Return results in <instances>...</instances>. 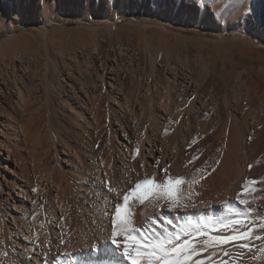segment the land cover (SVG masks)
I'll use <instances>...</instances> for the list:
<instances>
[{"label":"bare ground","instance_id":"obj_1","mask_svg":"<svg viewBox=\"0 0 264 264\" xmlns=\"http://www.w3.org/2000/svg\"><path fill=\"white\" fill-rule=\"evenodd\" d=\"M206 1L207 0L183 1L182 9L184 15L186 16V14H189L190 16L184 18L181 15L184 18L181 21L182 27L188 28L197 26L202 12L199 7V3ZM34 2V0L23 1V12L27 17V19L25 18V20H23V23L25 25L29 23L33 24L35 32H37L40 38L39 41H41L44 46L42 49L43 51L38 53L35 50L32 51L23 48L20 37L22 34L17 33L18 26L16 21L12 20L4 24V27L7 31V37L0 40L1 96L3 98L11 99V108L13 107L15 110H23L22 112L26 111L28 115V109L30 110V113L32 112L30 105L31 103L33 105V102L30 101L32 99H30L29 95L31 92L28 94V88H26V81L28 79L27 77H29V79L41 82L42 84L40 85H43V89L46 91L45 94L47 95H49L48 93L53 92L55 89L58 90L61 94V104H58L59 107L63 105V107L67 109L66 113L69 114V118L71 117L79 125V127L87 125V127L91 129V134L89 133V137L93 143L98 141L97 139L101 137L100 133L102 132V129H100V127L103 124L101 125L100 123L102 122L101 116H104L107 129V135L104 139L105 142H107V146L105 145L106 150H104L106 153L100 150L101 152L99 151L98 154L93 153L92 156V159L95 161L94 163H96L98 168H96L97 177L102 182V184H105L107 187V189L105 187L104 188L108 190L109 187H114L116 188L117 192H119L121 189H129V184H132L134 187L133 178H142L145 175L154 176V183H159L162 181L166 186L167 180L160 170L166 167L168 169L167 179L172 180L173 183L175 182V178L179 177L182 180L181 184L177 186V190L175 192L177 200L180 199V193H184L185 197L191 196V199L184 200L185 205L191 206L177 211H169L168 202L160 201V206L154 207L153 204L150 203V201L153 200V197L150 194L143 204L137 200L135 203H132L130 208H124L122 196L117 197L116 193L107 192V197L103 196L97 202L95 200V206L97 207V210L92 212L94 210L93 209L91 212H88L85 217L83 216L86 222L84 225L86 226H82L83 229L81 236H79V238L81 237L79 241L76 240L75 237H71V239H69L70 232L68 235L67 219L69 217L71 206L70 202L64 198L65 195H61V193L63 194L64 192V187L66 189L68 182L64 183V179L62 180V178L59 179L56 176V178L50 177L49 174L43 173L42 170L44 169L42 168V165L36 164L35 159L33 161L34 163L29 162V164H26L24 156H18V148L23 147V144L21 145L20 142H23L25 145L27 143L34 144L33 142L35 141L36 143H41L40 139L39 141L37 139L39 137H36V132L38 133L41 129L33 131L32 127L28 123V118V122H26L27 120H25V118L18 119V116L13 114L14 112L7 109V107H4L5 105H3V109L0 110V192L5 191L7 194V197L5 198L8 201L12 200V205L14 206L13 208L10 207L11 209L5 208L6 210L4 211L0 210V235L5 240L6 251L10 252L8 254L5 251L7 253V257L9 258L8 264H43L45 260H50V264H57V258H59V264H129V260L127 259L122 246L113 243L111 240L112 226L108 214L113 213L114 218L115 203H120L122 205V220L130 221L133 226L138 227L141 231L151 229L153 225H155L157 230L163 232L164 227H168L171 231L179 228L180 225L187 226L188 223L204 224L210 229V231L205 236V239H207L209 236L216 234L218 231L223 233L225 230L218 228L217 225L221 222H226L225 218L230 217L232 219H244L248 228L255 232L256 236L264 237V231H262L260 227L261 223H264V220L261 219V217H264V156H255L251 157L250 159L241 158L240 160L234 159L235 157L231 158L230 152L232 153V151L230 148H233V146L228 145V139L226 138L227 133H225L223 128H216L214 133L205 136L199 141L198 144H196L194 148L193 146L189 147L190 151L186 150L184 146H178L176 144L166 148L163 143L165 140L163 139L165 133V121L163 119L166 116H163L164 114H162V112L168 113L171 111L173 99L175 97V93L173 92V89L175 88L174 85L176 86L180 83L179 81L188 79L185 69L187 67V64L185 63L186 61L183 62L186 67H182V71L179 70L180 68H178V65H173V59L175 58V50H173L174 45L171 43L173 45L171 47L169 43L166 44V40L168 39H166V35L171 34L169 32L170 29L162 24L151 27L148 23H146V21L143 20V14L145 12L143 9L140 8L136 14L133 11L135 15L133 18H131L132 21L130 22V28H132L131 30H135V34L137 33V37L141 39V42L143 40L144 43H142L145 46L143 52L145 50V54L146 52L149 53V77H151L152 81L149 80L148 85L144 87V84L142 85L141 80L138 78V80L135 79L138 83L132 86L129 82L132 87L129 85V87H127L124 79L126 72H128L127 70L131 71V69L134 68V53L131 54V57L129 58L130 63L122 64L121 59L124 52H126V46L122 44L123 42L120 43V41L117 40V42H119L118 49L120 51V55L117 56L118 54L116 55L114 52H109L108 50L105 51L106 45L104 46V43H100L96 38H93L91 41L87 42L85 37H81L76 40L75 47L81 48L82 52L89 50V53L87 56L85 55V59L81 58L80 61V58L78 55H76L77 51H73L74 54L71 55L74 57L72 58L75 59V61L73 60L74 62H70L68 61L69 58L67 57L71 56L66 57V50L63 47L58 46L57 48H54L51 45V37H53L54 34L51 35L53 31L48 25L49 23H52L56 29L59 27L64 28L63 26L69 18L64 20V18L60 16L61 20H56V18H47L46 20L44 19L43 21H38L35 19L37 17H34L36 15V6L34 5ZM177 3L179 4V0H173L172 6L176 7ZM120 4L123 3L120 2ZM259 5H261V20L264 28V0H246L234 13V21L236 22L237 20L247 17L251 24L254 21L252 17L255 10H257L256 7ZM44 7H42V10ZM217 8L209 9L207 16L203 21L204 23H218V19L224 13V9L220 8L219 6ZM169 9L172 10L169 4H167V6L164 5V12L169 11ZM43 11L42 14H44ZM14 13L17 12L15 11ZM51 13L52 12H50V14ZM17 15L18 14H15V16ZM44 16L46 17L45 14L43 17ZM60 17H57V19H60ZM81 17V20L78 22L80 28L90 29V32L92 29L96 31L98 27H101L102 31L109 35V42L121 38V27L119 26L116 15H104L101 18L102 21L95 20L90 16H87V18H85V16ZM64 30L65 29H63V31ZM151 30L155 31L156 35L159 34L158 36H154L155 34L153 33L154 38L158 37L157 39L159 41H155L159 44L154 43L153 39L152 42L146 36V34ZM60 31H62V29H60ZM242 36L243 35L241 33L237 32L235 37L240 41L243 38ZM169 37L171 36L169 35ZM175 37L179 38V35H176ZM175 37H173L174 40L176 39ZM183 38L184 37L182 36V39ZM182 39H180V43L184 42L183 46L185 43L187 45L194 43L191 42V39L189 38H185L184 40ZM120 40L122 41V39ZM168 41L171 42L170 38ZM195 42L197 43L198 41ZM193 45L196 46L197 44L194 43ZM200 49L201 48L197 50ZM159 59L163 61L162 67L158 65ZM176 59L181 61L183 59L182 55L179 53ZM188 60L187 63H189ZM16 61L19 62V65H16ZM138 65L139 64H137V66ZM205 67L206 66H204V68ZM64 70L67 75L62 74V72L64 73ZM192 70L193 67L191 71ZM166 71H170L172 75H166ZM204 71L203 72L205 76V74L208 73V68H206ZM92 72L95 74L96 78L89 76L92 75ZM162 72L165 73L163 74ZM61 74L63 75V78L60 77ZM163 76L168 82L167 86H164L162 83ZM130 81L132 84L135 83L134 79H130ZM176 82H178V84ZM37 86L36 88L39 87ZM103 97L105 99L104 105L101 104ZM144 100H147L146 104H144ZM1 101L2 100L0 98V107L2 105ZM48 102L49 99L47 103ZM48 104H50V102ZM27 106L30 107L27 108ZM135 106L140 107L139 109L146 107L147 110V120L149 121L150 126L147 129V133L142 136H138V133L136 134L133 131L134 127L132 128L131 126V121L135 117ZM34 109L35 108H33V110ZM88 110H90V117L88 116ZM101 110H104V113H101ZM158 110L160 112H158ZM56 113L57 112H55L54 115H56ZM31 116L33 117V115ZM69 120L71 121V119ZM184 126L186 128L191 127L188 119L183 122V129H185ZM93 131H95V137L92 135ZM263 131L264 130H262V132ZM237 133L236 135L240 136ZM230 136H228V138H230ZM260 136H258V138ZM63 138L64 136L61 139ZM263 140L262 142H264ZM241 141L238 143L242 144ZM72 144H64L62 151H60L61 148L54 144L50 155L52 156V159H54L56 165L62 166V160L68 157L63 156V154L67 153V155L73 156L75 159L77 158V163L80 162V165L83 163L82 167L85 166L84 160L86 159L82 160L83 156H81L82 158L79 157L80 151L77 152V149L75 148L76 145L73 146ZM258 145H260V143ZM198 147V151L200 153L195 154L194 149ZM238 148L240 147L238 146ZM241 148L242 151H244V148ZM36 149L38 150V146L37 148L35 146V150ZM235 149L232 150L235 151ZM47 152L49 153V151ZM116 155L118 157H116ZM236 155L239 154L236 153ZM254 155H256V153H254ZM243 156L244 155L242 154V157ZM193 157H196V159H193ZM70 158L68 162H70ZM157 159L159 160V167L155 166V161ZM117 160L121 161L120 171H117ZM38 161L39 160H37V163ZM12 163L14 165H12ZM72 163L74 162L72 161ZM141 165H143V167H141ZM249 165H251V168H249ZM86 166L84 168H86ZM2 168L5 170L3 171ZM88 169L90 170L89 167H87V170ZM6 171L11 172L12 175H8ZM201 173H203V175H201ZM34 176L37 177L39 183L32 180ZM1 177L4 181L3 183H6V188L2 183ZM95 177L96 176L94 175V179ZM193 181H195V183H193ZM49 187H53L57 190V192H59L58 198H56V201H54L56 203L55 205L57 209L55 212L53 211L54 213L51 214L52 216L50 215L51 217H49L50 221L48 226L46 225V228H43L42 225V227H39L40 229L38 230L36 228V220L34 218L28 220L26 217L27 213L24 215L22 214L26 210L25 208H29L31 212L42 210L41 208H43V205H45L43 193L46 189L48 190ZM33 189H35V191H33ZM90 191L91 190L88 192ZM97 195L100 196L103 195V193ZM76 196L77 195H75V198H79ZM237 197H239V199L246 200L251 208L247 218L237 217L234 215L236 209H239L240 211L245 210V206L239 203ZM94 198L92 197V199ZM39 204H42L40 208H38ZM160 208L165 210L164 216L160 218L161 222H156L154 217L160 215ZM230 208L233 209L232 212L229 211ZM23 209L24 211L22 212L21 210ZM14 210H19L22 212V214L19 212H14ZM129 212L131 215H128ZM165 217L171 218L173 224L167 225ZM10 218L11 221H8ZM227 231L230 232L231 229H228ZM67 237L69 239L68 241L66 239ZM199 239V236L194 233L190 238L189 243L195 246L194 242H198ZM61 240L62 242H60ZM137 240H139V236H137ZM252 241L253 245L257 247L259 246L260 241L258 239L253 237ZM129 243H131V241H129ZM2 247L0 246V249ZM137 247H144V242L140 241ZM7 248H9V250H7ZM57 249H60V251H58L60 252L59 254L57 253ZM93 249L95 250L92 251ZM5 252L2 254L5 255ZM211 252V247H208L205 251H200L198 249L197 253L189 258V264H221V262L225 259V257L222 255L212 257ZM11 255H14V258L12 257L14 259V263H12V260H10ZM246 256H251V253H246ZM7 257L5 259H8ZM70 257L72 261H70ZM234 259L235 254L232 257H228V264H232ZM2 260L4 259L2 258ZM236 264H239V260H236ZM254 264H262V262L260 260H256L254 261Z\"/></svg>","mask_w":264,"mask_h":264},{"label":"rangeland","instance_id":"obj_2","mask_svg":"<svg viewBox=\"0 0 264 264\" xmlns=\"http://www.w3.org/2000/svg\"><path fill=\"white\" fill-rule=\"evenodd\" d=\"M23 1L24 0H0V21L2 20L1 21L2 23L0 22V40L7 37V31L4 27V24L7 23L8 21L14 20L17 22L16 24L18 26L17 33L22 34V36L20 37H21V44L23 45V48L27 50H32V51L35 50L38 53H40L43 51L42 49L44 46L42 42L39 41L40 38L37 32H35V28L33 24L29 23L25 25L23 23V20H25V18L27 19V17L25 16L23 12L24 11V7L22 6ZM34 1H35L34 5L36 6L35 7L36 15L34 17H37L35 18L36 20L43 21L44 19L46 20L47 18L48 19L56 18V20H61V17H63L64 20H67L68 18L70 19V20L69 19L67 20L68 23L67 21L65 22V25L63 26L64 28L59 27L58 29H56L54 28V25L52 23H51L52 25L50 23L48 24L49 28L50 29L52 28V31H53L51 35L54 34L53 37H51V41H52L51 45L54 48H57L58 46L63 47L66 50V57L71 56V57H67L70 59V60L68 59V61L70 62L75 61V59H73L74 57L71 55V54H74L75 51H77L76 55H78V57L80 58V61H81V58L85 59V55L87 56L89 53L88 52L89 50H85L82 52L81 48L75 47L76 40H78L81 37L82 38L85 37L87 42L91 41L93 38H96L100 43L101 42L104 43V46L106 45L105 51L108 50L109 52H114L116 55L118 54L117 56L120 55V51L118 49L119 42H117V40H119L120 43L123 42L122 44L126 46L125 47L126 52H124L123 57L121 59L122 64L130 63L129 58L131 57V54L134 53L133 54V58H134L133 64H134L135 69L133 68L131 69V71L127 70L128 72H126L125 79H124L125 83L127 84V87L131 85L134 86L136 83H138L136 81L138 80V78L139 80H141L142 85L144 84V87L148 85L149 80L152 81L151 77H149V74H150L149 53L146 52L145 54V50L143 52V49H145L143 40H142L143 42L142 43L140 41L141 39L137 37V33L135 34V30H131L132 28H130L131 27L130 22L132 21L131 18H133V16L140 10V8L143 9L145 11L143 14L144 16L143 20L146 21V23H148L151 27L162 24L170 29L169 32L171 34L166 35V39L168 38L166 40V44L169 43L171 47L174 45L173 50H175V55H174L175 58L173 59V65H178V68H180L179 69L180 71H182L183 68L186 67V65L183 64L184 61H186L185 63L187 64V67L190 66L188 67L189 69L187 67L185 68L188 79L179 81L180 82L179 84L178 82H176L178 85L176 86L174 85L175 88L173 89V92L175 93V97L173 99L171 111L168 113L162 112V114H164L163 116H166L163 119L165 121V124H164L165 133L163 136V139L165 140L163 141V143L166 146V148H169L171 145L176 144L178 146H184L186 150L190 151L189 147L193 146L194 148L201 139H203L208 134L214 133L216 128H223L225 130V133H227L226 135L227 137L226 136L225 137L228 139V141L226 140L229 143L228 145L233 146V148L232 147L230 148L232 151V153L230 152L231 158L235 157L234 159L240 160L241 158L250 159L251 157H255V156H264V151H261V150H264V146H263L264 142H262V140L264 139V136H263L264 131L262 132V130H264V28H263L262 20H261V16H262L261 5L256 7L257 10H255L254 15L252 17L254 21L250 24L247 17H244L245 19L243 18V19L237 20L236 22L233 19V15L236 12V10H238L239 6H241L246 0H225V1L224 0H207L206 2H203V3L200 2L199 7L202 10V12H201V17L198 20L199 23H197L196 27L194 26V27L184 28L182 27L181 21L187 16L188 17L190 16L189 14L188 15L186 14V16L184 15V12L182 9L184 0H179V4L177 3L176 7L172 6L173 0H139L140 2L138 0H34ZM120 2H122L123 4H120ZM43 4L44 6L45 5L46 6L44 7ZM167 4L171 6L172 10L169 9V11L164 12L163 7L164 5L167 6ZM41 6L46 8L48 11L44 8L43 10L45 11H43ZM218 6L224 9V13L219 17L218 23L217 24L216 23L214 24L204 23L203 21L205 17L207 16V12L209 11V9H212V8L215 9ZM14 10L17 13H14L15 12ZM42 11L46 15V17L45 16L43 17L44 14H42ZM133 11L135 14L133 13ZM50 12L52 13L50 14ZM15 14H18V15L15 16ZM176 14H179V15H176ZM104 15L105 16L116 15V17L118 18L117 20L119 22V26L121 27V38L120 39H122V41L120 39H116L115 41L109 42L108 41L109 35L106 32L102 31L101 27H98L96 31L92 29L94 32L92 30L89 32L90 29L79 27L80 25L78 22L81 20V18H84L81 16H85V18H87V16L88 17L90 16L91 18L95 20L102 21L101 18ZM57 17H60V19H57ZM60 29H62V31L63 29L65 30L62 32L60 31ZM151 31L147 33L148 35L146 34V36L152 42L154 40V43L159 44L158 42L155 41V40L159 41L157 39L158 37L154 38V36H158L159 34L157 33L158 35H156L155 31L153 30ZM237 32L243 35L242 36L243 38L240 41L239 39L237 40V38L235 37ZM175 34L177 36L179 35V38L175 37L176 36ZM169 35L171 37H169ZM181 35L184 37L183 39ZM173 37H175L176 39L174 40ZM169 38L171 42L168 41ZM185 38L191 39V42H194L198 46L193 45L194 43H191L190 44L191 46L185 43L187 47L188 46L189 47L187 48L185 44H184L185 46L184 47L183 46L184 42L180 43V39L184 40ZM192 38L195 40H193ZM53 39H56V40H53ZM37 40L39 43L37 42ZM195 41H198V42L196 43ZM192 45L195 47H193ZM199 48L201 49L197 50ZM179 53L182 55L183 61L182 60L179 61L178 59H176ZM187 60L189 63H187ZM137 64L139 65L137 66ZM162 64H163V61L159 59L158 65L162 67ZM16 65H19L18 61H16ZM203 65L206 67L204 68ZM192 67H193V70L191 71ZM206 68H208V73H206L204 76V72H205L204 70ZM162 73L164 74L165 72H162ZM62 74L67 75L65 70H64V73L62 72ZM62 74L60 76L61 78H63ZM170 74H171L170 71H166V75H170ZM89 76L92 78L93 77L96 78L93 72H92V75H89ZM27 78H26L27 79L26 88H28V94L31 92L29 94L30 99L32 98L30 101L33 102V105L30 102L31 105L30 104L29 105L31 107L27 106V108L30 107L32 109L31 110L32 112L30 113V110L28 109V115H27L26 111L25 113V112H22L23 110L21 111L19 109L20 110L19 111L18 109L16 110L15 108L13 109V107L11 108V105H10L11 99L3 98L1 94H0V98L2 100L1 101L2 105L0 107V110H2L3 105H5L4 107H7V109L14 112L13 114L18 116V119L25 118V120H27L26 122H28V119H29L28 123L32 127L33 131L41 129L38 133L36 132V137L37 136L39 137L37 139L38 141L40 139L41 143L40 142L36 143L35 141L33 142L34 144L27 143L25 145L23 142H20L21 145L23 144L22 145L23 147L18 148V156H24L26 164H29V162H33L35 159L36 164L42 165V168L44 169L42 170L43 173L49 174L50 177H54V178L57 177L59 179L62 178V180L64 179L63 180L64 183L68 182L66 189L64 187L63 194L61 193L62 196L65 195L64 198H66L70 202V206H71L69 217L67 219V225H68L67 230H68V235L70 232L69 239H71V237H75V239L79 241V239L81 238V237L79 238V236H81L82 229H83L82 226H86L84 225L86 224V222L83 216L85 217V215L88 212H91L93 209L94 210L92 212L96 211L97 207L95 206L96 205L95 203L99 199H101V197L103 196L107 197L108 195L107 192H109L108 190H106L107 189L106 185L102 184V182L97 177L96 171L98 168H97L96 163H94L95 161H93L92 159L93 153L98 154L100 150L106 153V151H104L106 150L105 148L107 146V142H105L104 140L107 135V132H106L107 129H106V124H105L106 120H104L105 119L104 116H101L103 123L101 122L100 124L101 125L105 124V125L104 126L102 125L100 127V129H102L101 130L102 132L100 133L101 137L97 139L98 141L93 143V141L89 137V133L91 134L90 132L91 129L87 127V125L79 127V125L71 117L69 118V114L66 113L67 109L64 108L63 105L59 107V105L61 104L60 103L61 94L58 90L55 89L53 92L48 93L49 95H47L45 94L46 91L43 89L44 88L43 85L42 86L40 85L42 84L41 82L29 79V77ZM130 79L131 80L134 79L135 83L132 84ZM129 82L131 83V85ZM166 82H167L166 78L163 76L162 83L164 86L168 85V82L167 83ZM28 85H30L31 87ZM36 86L39 89L36 88ZM48 99H49L50 104H48L49 102L47 103ZM102 101H101V104L104 105L105 104L104 97L102 98ZM143 102L144 104H146L147 100H144ZM32 106H35V107H32ZM33 108L35 109L33 110ZM53 108H54V111H53ZM139 108L140 107L135 106V117L131 121V126L132 128L134 127L133 131L136 134L138 133L137 134L138 136H142L145 133H147V129L149 128L150 124H149V121L147 120L146 107L142 109H139ZM89 111L90 110H88V116L90 117ZM55 112H57L56 115H54ZM102 112L104 113V110H101V113ZM158 112L160 111L158 110ZM31 115H33V117ZM68 118L71 119V121ZM187 119H188V122H190L191 127L186 128L184 126L185 129H183L182 128L183 122L186 121ZM65 125L67 126V128ZM68 131L71 133H69ZM94 132L95 131L92 132V135H94L95 137L96 134H94ZM236 133L239 134L240 136H237ZM42 134H43V137H42ZM63 136L64 138L61 139ZM228 136H230V138H228ZM258 136H260L259 138L261 139H259ZM193 141H195V143H193ZM240 141L242 144L238 143ZM69 143L71 144L73 143L72 144L73 146L76 145L75 148L77 149V152L80 151L79 152L80 154L78 153L79 157L82 158L81 156H83L82 160L84 159L87 160V161L84 160L85 166L87 165L86 168H84L85 166L82 167L83 163L81 165H80V162H78L79 164L77 163L78 161L77 158L75 159L73 156L67 155V153L63 154V156H68V157L62 160V166L61 165L58 166L55 164L54 159H52V156L50 155L51 149L53 148L54 144H56L59 148H61L60 151H62L63 145L69 144ZM259 143L260 145H258ZM35 146L36 148L38 146V150L37 149L35 150ZM49 146H50V150H49ZM238 146L240 148L243 147L244 151H242V148L241 149L238 148ZM46 149L47 151H49V153L46 151ZM232 149L233 150L235 149V151H233ZM249 149L250 150L252 149L251 150L252 152ZM198 150H199V147L195 148L194 153L199 154L200 152ZM236 153L239 155H236ZM254 153H256V155H254ZM242 154L244 155L243 157H242ZM116 157L118 156L116 155ZM69 158L71 159L70 162H68ZM37 160H39L38 163H37ZM72 161L75 164L72 163ZM120 163L121 161L117 160V164H118L117 171H120V167H121ZM12 165L14 164L12 163ZM87 167H89L90 170L92 171H90L89 169L87 170ZM2 169L3 171L5 170L4 168ZM6 173L8 175L10 174L12 175L11 172L6 171ZM94 175L96 176L95 179H94ZM32 180L39 183L37 177L35 176ZM3 182L4 181L2 179V183ZM3 184H4V187L6 188L7 187L6 183H3ZM91 188L93 189V191ZM89 190H91L92 192L91 191L88 192ZM78 192L82 193L83 195ZM102 193L103 195H100V196L97 195V194H102ZM58 194L59 192H57L56 189H54L53 187H49L48 190L46 189L43 193L45 205H43V208H41L42 210L31 212L29 208L28 209L25 208L26 209L25 211L27 212H25L23 209L21 210L22 212L24 211L23 214L19 210L17 211L14 210V212H17V213L19 212L22 215L27 213L26 217L28 220L31 218H34L36 220V225H37L36 228L38 230L42 227V225H43V228H46V225L48 226L49 221H50L49 217H51L52 216L51 214H53L57 209L55 205L56 203L54 201H56V198H58ZM74 194L77 195L76 197H79V198H75ZM5 197H7V194L5 193V191L0 192V199H1L0 204H2L0 205L1 207L0 210H3V211L6 210L5 208L9 209L10 207L11 208L14 207L12 205L13 204L12 200L8 201ZM92 197L93 198L95 197V198L92 199ZM90 200L92 203L90 202ZM41 206L42 204H39L38 208H40ZM47 210L50 212H48ZM8 221H11V218ZM1 237L2 236L0 235V240L2 239L1 240L2 245L0 242V246L1 247L4 246V247L0 249V259H1L0 262L1 264L3 263L8 264L9 258L7 257V253L9 254L10 252L6 251L5 240L3 237L2 238ZM66 239L67 241L69 240L68 237ZM7 250H9V248H7ZM94 250L95 249H93L92 251ZM58 251H60V249H57V253L59 254L60 252ZM4 252L6 253L5 255H3ZM13 256L14 255H11V259H10L12 260V263H14ZM6 257L8 259H5ZM2 258L4 260H2ZM70 261H72L71 257H70Z\"/></svg>","mask_w":264,"mask_h":264},{"label":"snow or ice","instance_id":"obj_3","mask_svg":"<svg viewBox=\"0 0 264 264\" xmlns=\"http://www.w3.org/2000/svg\"><path fill=\"white\" fill-rule=\"evenodd\" d=\"M193 159H196V157H193ZM155 166L159 167L158 159L155 161ZM249 168H251V165H249ZM160 170L167 180L166 186L162 181L154 183V176L145 175L142 178H133L134 187L129 184L130 190L121 189L117 192L116 188L109 187L108 191L116 193L117 197L122 196L124 208H130L132 203L137 200L143 204L150 194L153 197L150 203L154 207H159L160 201L168 202L169 211H177L191 206L184 203V200L191 199V196L185 197L184 193H180L179 200L175 196L177 186L182 182L181 178H175L173 183L172 180L167 179L168 169L165 167ZM237 199L241 205L245 206V210L236 209L234 215L247 218L251 211L250 206L246 200L239 199V197ZM164 211L163 208H160V215L154 217L156 222H161L160 218L164 216ZM229 211L232 212L233 209L230 208ZM121 212L122 205L115 203L114 218L113 213L108 214L112 226L111 240L113 243L122 246L129 264H189V258L194 256L198 249L205 251L208 247L212 248V257L217 255L225 257L221 264H228L227 258L232 257L234 254L235 259L232 264H236V260H239V264H254L256 260H260L264 264V237L256 236V233L248 228L244 219L226 217V222L217 225L218 228L225 231L223 233L218 231L205 239L210 229L204 224L188 223L187 226L180 225L179 228L171 231L168 227H164L163 232L157 230L153 225L151 229L141 231L138 227L133 226L130 221L122 220ZM128 215H131V213L129 212ZM261 219L264 220V217H261ZM165 220L167 225L173 224L171 218L165 217ZM260 227L264 231V223H261ZM228 229H231V231H227ZM194 233L200 238L198 242H194L195 246L189 243ZM137 236H139V240H137ZM253 237L260 241L258 247L253 245ZM140 241L144 242V247H137ZM246 253H251V256H246ZM43 264H50V260H45ZM57 264H59V258H57Z\"/></svg>","mask_w":264,"mask_h":264}]
</instances>
